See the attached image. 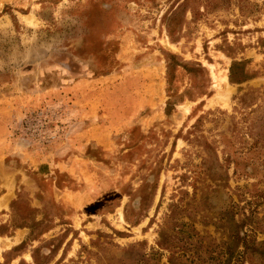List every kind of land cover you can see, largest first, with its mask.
<instances>
[{
	"label": "rangeland",
	"instance_id": "1",
	"mask_svg": "<svg viewBox=\"0 0 264 264\" xmlns=\"http://www.w3.org/2000/svg\"><path fill=\"white\" fill-rule=\"evenodd\" d=\"M250 240L264 0H0V264H247Z\"/></svg>",
	"mask_w": 264,
	"mask_h": 264
},
{
	"label": "trees",
	"instance_id": "2",
	"mask_svg": "<svg viewBox=\"0 0 264 264\" xmlns=\"http://www.w3.org/2000/svg\"><path fill=\"white\" fill-rule=\"evenodd\" d=\"M175 59H177V57L173 55H168L167 57V69L169 72L174 67L173 60ZM243 248L245 250L243 254L247 255L249 259L247 260V264H264V240L261 242L250 240L243 246ZM225 264H229V260Z\"/></svg>",
	"mask_w": 264,
	"mask_h": 264
}]
</instances>
